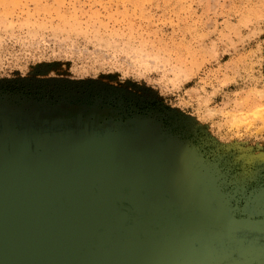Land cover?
I'll use <instances>...</instances> for the list:
<instances>
[{
	"label": "rangeland",
	"instance_id": "374dc122",
	"mask_svg": "<svg viewBox=\"0 0 264 264\" xmlns=\"http://www.w3.org/2000/svg\"><path fill=\"white\" fill-rule=\"evenodd\" d=\"M0 101L150 118L264 209V0H0Z\"/></svg>",
	"mask_w": 264,
	"mask_h": 264
},
{
	"label": "water",
	"instance_id": "95a60500",
	"mask_svg": "<svg viewBox=\"0 0 264 264\" xmlns=\"http://www.w3.org/2000/svg\"><path fill=\"white\" fill-rule=\"evenodd\" d=\"M231 207L150 118L0 133V264H263L264 209Z\"/></svg>",
	"mask_w": 264,
	"mask_h": 264
},
{
	"label": "flooded vegetation",
	"instance_id": "af4514ba",
	"mask_svg": "<svg viewBox=\"0 0 264 264\" xmlns=\"http://www.w3.org/2000/svg\"><path fill=\"white\" fill-rule=\"evenodd\" d=\"M45 104L43 108H39V112L31 114V116H20L13 111H5L3 108L0 111V133L8 130H17L23 127L27 128H62L67 129L71 127H106L109 125H116L126 121L125 117L114 116L109 113L85 112L92 111L86 108H74L73 112H68V108H60L58 104ZM69 107H73L76 103H66ZM57 105V106H54ZM5 106V102L0 101V107ZM65 107H67L65 105ZM57 108V109H55ZM83 109V110H82ZM72 110V109H70ZM57 111V112H56ZM76 111V112H75ZM85 112V113H84ZM119 115V114H116ZM121 120V121H120Z\"/></svg>",
	"mask_w": 264,
	"mask_h": 264
}]
</instances>
